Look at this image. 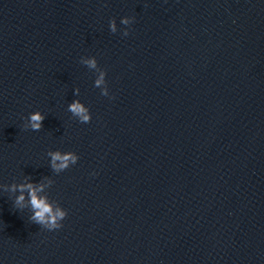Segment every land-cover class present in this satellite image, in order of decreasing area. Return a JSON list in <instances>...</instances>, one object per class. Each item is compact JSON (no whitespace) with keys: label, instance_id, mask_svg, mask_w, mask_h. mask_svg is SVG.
<instances>
[{"label":"water","instance_id":"obj_1","mask_svg":"<svg viewBox=\"0 0 264 264\" xmlns=\"http://www.w3.org/2000/svg\"><path fill=\"white\" fill-rule=\"evenodd\" d=\"M25 178L61 229L14 207ZM0 264H264V0H0Z\"/></svg>","mask_w":264,"mask_h":264},{"label":"clouds","instance_id":"obj_2","mask_svg":"<svg viewBox=\"0 0 264 264\" xmlns=\"http://www.w3.org/2000/svg\"><path fill=\"white\" fill-rule=\"evenodd\" d=\"M135 21V17H123L120 23L125 26H130ZM109 29L112 33L118 31L117 23L115 18L110 19ZM124 36L129 35V28L125 27L122 33ZM80 63L86 65L90 70L98 71L99 75L94 81V87L100 88L101 95L108 96L110 99H114L109 93V88L106 81L107 72L105 69H101L98 65V61L95 56L91 57H81ZM74 95H79V88L74 90ZM74 118H76L80 123H90L92 115L89 107L82 103L79 99L73 100L72 103L68 105L67 109ZM40 111H35L29 114L25 118V123L23 124L24 129H31L32 131H40L43 127V121L45 119ZM47 156L50 157V167L52 171L59 174L71 166L75 165L79 156L73 151L62 152L60 150H49ZM95 175V173H93ZM28 180V178H25ZM53 181L49 180V184ZM44 184H34L30 180L28 182H21L19 184L13 182L11 185H6L5 190L12 193L19 192L20 195L16 196L14 200V207L20 210L29 208L31 215L29 220L40 226V228L46 229L48 231H55L63 227V221L68 215V211L64 209L57 201L50 200L49 195H40L44 191ZM28 194V201L25 204V195Z\"/></svg>","mask_w":264,"mask_h":264}]
</instances>
